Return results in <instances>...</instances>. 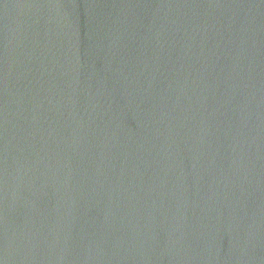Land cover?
Masks as SVG:
<instances>
[{"label":"water","instance_id":"obj_1","mask_svg":"<svg viewBox=\"0 0 264 264\" xmlns=\"http://www.w3.org/2000/svg\"><path fill=\"white\" fill-rule=\"evenodd\" d=\"M2 264H264V0H0Z\"/></svg>","mask_w":264,"mask_h":264},{"label":"snow or ice","instance_id":"obj_2","mask_svg":"<svg viewBox=\"0 0 264 264\" xmlns=\"http://www.w3.org/2000/svg\"><path fill=\"white\" fill-rule=\"evenodd\" d=\"M0 264H2V262H0Z\"/></svg>","mask_w":264,"mask_h":264}]
</instances>
